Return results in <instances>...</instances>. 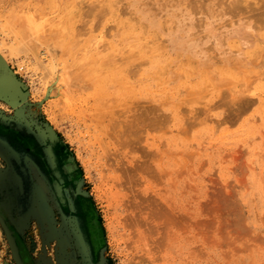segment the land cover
Wrapping results in <instances>:
<instances>
[{"label": "rangeland", "instance_id": "rangeland-1", "mask_svg": "<svg viewBox=\"0 0 264 264\" xmlns=\"http://www.w3.org/2000/svg\"><path fill=\"white\" fill-rule=\"evenodd\" d=\"M28 1H30L29 4ZM56 1L54 3L53 0H0V15L4 17L0 16V50L6 60V63H0V78L4 81L3 83L0 81V138L5 143L4 145L0 142V207L7 215L6 222L4 220L2 222L0 219V264H18L14 255L15 243L8 233L9 229L6 227V224L9 223L11 226L13 225L12 228L15 231L17 230L19 238L26 244L31 258L37 264H264V125H261L264 124V108L260 109V103H264V88H259V86L264 85V74L261 75L262 78H256V74L264 72V50L262 52L264 36H261L264 35V29L261 28L260 31L259 28L258 30V27L264 24L262 21L264 13L261 14L264 11L262 9L264 7L259 6L260 4L264 5V3L257 0L258 4L261 2L257 10L255 0H250V2L249 0L248 2L241 0L240 6L245 5L240 7V10H243L240 11L232 3H227L229 0H224L225 3H222V0H215L217 4L212 0L209 3V0H207V4L206 0H198L199 4L198 2L194 3L197 0H194V2L193 0H188L189 2L186 0V2L184 0H152L153 2L148 0V2L151 1V4L147 0H123L122 2L117 0L119 2L117 5L120 4L117 8L120 6L122 11L116 9L115 5L116 10L126 13L130 12L131 15L133 14L131 11L139 14V16H136L137 14L132 15L136 20H133L134 24L138 26H135L136 30L131 31L133 36H130L129 39L123 36L124 40L120 41L123 29L119 28L120 30L117 31L118 29L113 28L115 22L112 15H107L106 20L101 15H97V13L91 14V18L82 17L81 15L75 16L73 0ZM98 1L91 3L90 0H86L87 3L89 2L95 7L106 4V0ZM174 1H176L175 5ZM236 1L234 0L233 2L231 0L230 2L235 3ZM186 3L195 8L192 9L190 7L191 10L188 9L189 5ZM200 3L205 4L201 5ZM219 3L221 4L219 5ZM143 4H148L147 6L149 7ZM153 4L155 7H153ZM196 4L199 6L198 10H200V7L202 8L201 12H196ZM55 5H57V8ZM124 5H129V7L124 9ZM227 5H231L234 8L231 7L229 9ZM218 6L220 8H217ZM248 6H251L252 9L251 7L249 9ZM145 7L149 9L147 10ZM243 7L245 9L247 7L249 10L246 9V11ZM260 7L262 8L260 9ZM150 8L158 9L159 13L156 12L157 17H155V12L153 14L154 9L151 12ZM222 8L229 10L225 11ZM254 8L258 12L261 10L260 13L256 12L258 17L259 14L260 16L263 15L259 19L256 15H254L255 18L251 16L256 11ZM211 9L219 10V12L217 11V15H215L216 11ZM236 9L249 18L244 16V19L243 15ZM208 11H210V18L207 14ZM222 11H225L223 15H221ZM229 11L233 16L232 14L229 16ZM163 13L166 17L164 21H168L167 24H163L162 20L160 21ZM225 13H227L229 18L231 17L230 20H228L229 18L225 20L227 17ZM38 14H42L41 19H39L40 16ZM67 14L74 15V17L70 16L72 22L75 25H79L80 31L84 32H79V29H77L76 34H73L74 36L70 33L64 34L65 32L63 31L61 33L60 30L58 32L57 29L62 25L65 18H69ZM158 14L161 16H158ZM201 14L204 18L201 17ZM45 15H48V17H45ZM131 15L123 14L124 18L130 19ZM149 15H153L155 18ZM218 15L220 17H216ZM26 16V21H28L30 16L33 20L36 18L34 21L37 24H26V21H24ZM236 16L240 17L237 18ZM60 17L62 23L60 22ZM116 18L118 19L117 16ZM198 18L203 19H200L201 21L199 22L201 23L198 22ZM221 18H223V21L220 20ZM257 19V22L262 21V24L260 22L256 23ZM193 20L194 23L192 22ZM233 20L235 21L234 23H232ZM8 21L10 23L14 21L16 28L19 27L14 31L17 34L21 33L22 29L29 35L28 31L33 26L32 32L36 36L30 30L32 37L34 36V39H31L32 43L35 44V39L38 38L34 49L38 59L32 54H27L19 47H15L17 46V36L10 31L13 29ZM39 21L41 23L46 21V25L53 23L56 27H53V24H48L46 28V32L49 31L48 34L41 32V35L38 31H40L39 29L42 26L37 27V25L41 24ZM143 23L148 26V28L143 27V29L149 30L147 32L148 35L146 34V41H141L140 39L144 31L146 32V30L142 31L141 26L144 25ZM84 24H88L90 28L85 26L83 30ZM252 24L253 26L256 24L254 29L253 26H250ZM167 25L172 28L169 29ZM105 27H108V30L106 29L107 34L110 33L107 36V38L109 37L107 40L114 43L116 52L103 50V54L99 53L100 57L97 51L101 50L99 48L101 43L96 44V42L99 41L98 35ZM9 28L10 30H8ZM36 28H38V31H33ZM166 28L169 30L166 31ZM50 29H53L52 32H50ZM92 30L94 31L93 33L91 32ZM153 30L156 34H153ZM253 30L255 33H251ZM85 31L88 32L87 35ZM90 32L91 35L89 34ZM157 32L161 37L155 42L154 39L158 35ZM38 33L40 34L38 35ZM45 33L48 37L45 36ZM55 33H60L62 37L65 35L63 39L66 42L72 39L71 36L76 39L69 40L70 43L69 41L67 42L71 46L75 44L73 47L70 45L66 46L67 49L62 50V54L56 52L60 54L58 57L54 53L56 57L53 56L55 58L53 59L51 54L55 51L52 50L51 52L50 46H54L53 43L56 42L51 41L50 37ZM68 34H70V38ZM134 35L139 37V40L134 38ZM28 37L30 38L31 36L29 35ZM44 39L46 41L49 40V42ZM57 39H60L58 35ZM39 40H43L42 43ZM163 40L166 41L164 42ZM162 41L163 45H161ZM38 42H40L39 46H37ZM143 42H149L146 50L150 52L151 49L153 51L151 55L139 54L136 50H129L133 44ZM233 42L235 44L234 47L233 44L230 45ZM84 43L87 45V47L85 46L86 49H83ZM164 43H166L165 46ZM238 46H244L245 51H243L242 58L234 55ZM122 47L125 50H122ZM249 49L250 51H248ZM252 49L255 52H252ZM161 50H164L165 54ZM124 51L129 58L132 54L135 57L130 58L131 61L128 58L130 62H126V55L124 56L125 58L122 56ZM83 52H89L90 55L97 58L91 63L93 65L96 64V66L101 65V60L98 62L97 60L99 58L105 60L108 53H115V56H118V53L119 55L123 54L121 58L119 56L117 57L118 59L116 58L117 60L111 64V67H109L110 65L108 66L109 71L112 72L105 73L104 70L107 66L103 65L104 68L101 70L104 71L105 75L103 81L101 79L103 84L99 82L92 87V85L84 81V73L89 74L90 70L91 73L93 71L91 65H89L90 63H85L87 66L82 65L84 71L78 74L76 72H74L75 74L72 73L69 69L74 62L80 60ZM136 52L138 53L136 54ZM233 52L235 53L233 54ZM250 52H252V59ZM180 53L181 55H179ZM186 54L190 58L186 57ZM230 56L231 58H229ZM253 56H255V59ZM85 59L88 60L87 58ZM145 60H148V64L149 62H152V64L150 63L151 65L149 64L148 66L144 63L143 65ZM185 60L186 63L184 62ZM168 61H170V64ZM236 61H239L240 64H237ZM133 62L137 65L142 63V68L139 65V72H136L137 65H134L136 70H133L135 69L134 67L131 69V63ZM138 62L140 63L138 64ZM189 62L193 63V65L196 62V66L194 65L195 71L190 68V66L192 68L194 66L190 65ZM230 63L232 66H230ZM41 64L45 65V67L48 64L47 68L50 69L48 71H51L53 75L51 72L49 74L47 68L44 70V66ZM165 64L169 66L167 67L168 70L165 71V75L169 77L165 76L162 79L159 75H162L161 72L165 73L163 71L166 70V68H163ZM207 65L209 66L207 67ZM243 69L250 70V73L254 70L253 78L250 77L251 74L249 72ZM177 70L180 72H177ZM203 70L206 71V75L203 74ZM184 71H186V74H184ZM187 71H191L188 74L189 78L187 77ZM230 71L231 73L234 71L236 73L234 75L238 76L239 80L242 81L237 83L238 87L232 86L235 82L227 80L222 82L226 78L224 76ZM238 72L244 76L242 74L238 75ZM91 73L89 75H95V73ZM141 74L143 75L141 76ZM155 74H158L159 77ZM222 75L224 78L220 82ZM106 77H108L109 81H107ZM105 78L108 86L105 84L107 83L104 81ZM166 78H169V80ZM208 78H210V81ZM186 79L187 81H185ZM252 79L255 81L254 83H252ZM213 80L216 81H214L215 83H220V85L215 84L217 86H214V88ZM243 80L244 82L246 80L245 84H243ZM198 81L199 85L197 84ZM207 81L210 87L207 85ZM204 82L206 85H203ZM247 82H250L252 87L254 85V89L257 90V97L253 95V98H250L252 101L254 100L252 102L253 105L251 103L247 105L240 101V99L243 100L247 93H250L248 89L245 90ZM112 83L118 86H114ZM209 83L213 85L211 86ZM125 85H128L131 90L126 91L128 86ZM186 85L188 86L185 87ZM120 86H125L126 88L123 87L124 90H121V87L119 90ZM231 86L232 88L235 87L234 92L230 88ZM241 87L242 90L240 89ZM132 90L135 91L132 92ZM231 91L235 94L233 95ZM242 92L245 93L243 97H241ZM197 94L203 95L205 98L202 96L203 99H200ZM133 95L136 96V100H134L135 97ZM224 95L225 98L232 96L235 101L228 103V106L226 104L222 105L220 98H223ZM129 96H132V98L127 99ZM165 97H167V100L164 101ZM194 97L197 99H194ZM260 97H262L263 101L258 102L257 99ZM131 100L134 101L131 102ZM115 103L118 105H115ZM121 103H123V110L121 105H119ZM172 103H175L174 106ZM98 104L100 105L98 106ZM105 104L111 107L108 109ZM96 105L99 109L103 108V112L99 109L96 111ZM250 105L251 107H249ZM254 105H256V108ZM149 106L153 110H149ZM238 106L240 107L239 109H237ZM118 107L119 109L121 107L119 113L123 111L125 113L117 114L119 109L114 110L115 112L117 111L116 114L115 112L111 113L113 108ZM140 108L147 110L145 115L143 110L141 113ZM154 108L158 112H155L156 109ZM171 110H173V113ZM261 110L263 111L261 112ZM235 112H240V114H234ZM154 113L156 115L162 114L164 118L162 115H159V117ZM140 115L151 116L141 119ZM151 117L154 118L152 119ZM257 117H260V122L256 119ZM159 118L162 119L159 120ZM163 119H165V122H162ZM167 119L169 120L166 121ZM125 121H129L127 122L128 124ZM131 122L136 124L137 127L134 129L126 127ZM143 122L148 124L145 125ZM148 125H152L150 127L154 126L155 129L160 127V130L149 128ZM252 126L255 128L253 129ZM145 127H148L146 128L148 130H144ZM162 127L163 129L168 128L161 130ZM235 129H238V131L236 130L235 132ZM217 130L219 131L217 132ZM247 131L249 132L246 133ZM128 135L132 138L135 137L136 142H142L143 145L136 143L135 146H131L127 142L128 139H131V137L128 138ZM228 136L229 138H227ZM138 137H140L139 139H142V137L145 139L138 142ZM235 137L238 140H235ZM242 137L248 140L245 142ZM119 138L124 140V144ZM239 140L242 141L240 142ZM130 143L135 144L133 142ZM150 146H153V148ZM147 147H149V150ZM143 148L148 150L147 152L150 151V154L157 152L155 154L157 157L154 155V158L158 162L153 159L151 164L152 169L153 167L155 168L153 171H157L158 174H155V171L154 173L152 171V174L144 173L147 177L146 182L137 185L134 178H126L123 165L124 162L126 164L128 159L138 162V164L146 161L149 156H145L142 151ZM4 153L6 157L8 156V159L4 157ZM69 158L74 159L75 169L72 174H67L63 166L66 163L65 160ZM134 162H132V165H128L127 169H132L136 165ZM52 174H55L66 185V195L70 205L65 211L58 207L51 190ZM134 177L136 178V176ZM83 201H86L89 210L93 233H89L90 230L88 231L87 227L84 229L88 217L80 207ZM71 206L73 208H70ZM132 219L133 222L130 223ZM94 220L96 224H94ZM81 241H84L85 244L83 248ZM97 241L98 247L96 245Z\"/></svg>", "mask_w": 264, "mask_h": 264}, {"label": "bare ground", "instance_id": "bare-ground-1", "mask_svg": "<svg viewBox=\"0 0 264 264\" xmlns=\"http://www.w3.org/2000/svg\"><path fill=\"white\" fill-rule=\"evenodd\" d=\"M38 1H40V0H38ZM54 1L57 2L56 0H53V2H54ZM60 1H61V0H60ZM87 1H88V0H87ZM95 1H96V0H95ZM95 1H91V0H90L91 3H92V2H95ZM118 1H120V0H118ZM122 1H123V0H121V2H122ZM127 1H129V0H127ZM130 1H131V0H130ZM151 1H152V0H151ZM151 1L148 2V0H147L148 3H150ZM163 1H164V0H163ZM165 1H166V0H165ZM179 1H181V0H179ZM184 1H185V0H184ZM186 1H188V0H186ZM186 1H185V2H186ZM190 1H192V0H190ZM204 1H205V0H204ZM212 1H214V3L217 4V3H216L217 1H215V0H212ZM218 1H219V0H218ZM222 1H223L222 3H225L226 0H225V1L222 0ZM230 1H231V0L227 1V3H228V2H229L230 4L232 3V4L234 5V7H236V8L238 7L239 10H240V7H241V6H244V5H245V4H244V5H241V6H240V4H241L240 2H242L241 0H237V1L235 0V1H236L235 3H233L234 0H233V2H230ZM246 1L248 2V0H246ZM253 1H254V0H253ZM255 1H256V3H257V0H255ZM260 1H262V3H264L263 0H260ZM29 2H30V1H28V4H29ZM49 2H51V1H49ZM55 2H54V3H55ZM67 2H68V1H67ZM73 2H74L73 5H74L75 13L77 12V14H75V13L73 12L75 16H76V15H81L82 17H86V18H87V17H90L91 14H95V13H97V15H98V14L101 15L102 18H104V19L106 20V16H107V15H112V16L114 17V20H113V21L115 22L114 27H113V25H112V27H113L114 29H116V30L118 29L117 31H119L120 29H121V30L123 29V30H122V33H123V34L120 35L121 38H122L123 36H125L126 39H129L130 36H133L132 33H131V31H132V30H133V31L136 30L135 28L138 27L136 24H134V21H133V20H135V19H134L135 17L132 16L133 14L136 15L137 13H134L133 11H131V12L133 13V14L131 15V13L129 12L130 9L128 10L129 13H126V12H120V11H122V8L120 9V6H119V8H117V6L120 5V4L117 5V3H119V2H117V0H106V4H104L103 6H97V7L91 5V3H89V2L87 3L86 0H79L78 2H77V0H73ZM98 2H100V0H99ZM98 2H96V3H98ZM144 2H145V1H144ZM144 2H143V3H144ZM147 2H146V3H147ZM152 2H153V1H152ZM155 2H156V1H155ZM168 2H170V1H168ZM175 2H176V1H174V5H175ZM185 2H184V3H185ZM188 2H189V1H188ZM193 2H194V0H193ZM196 2H198V0L195 1L194 3H196ZM200 2H202V1H200ZM209 2H210V0L208 1V3H209ZM244 2H245V1H244ZM247 2H245L246 5H248ZM249 2H250V0H249ZM139 3H140V2H139ZM139 3H138V4H139ZM178 3L180 4V2H178ZM182 3H183V1H182ZM182 3H181V4H182ZM227 3H226V4H227ZM251 3H252V2H251ZM251 3H250V4H251ZM260 3H261V2H260ZM260 3H259V4H260ZM69 4H70V3H69ZM69 4H68V6H69ZM93 4H95V3H93ZM98 4H99V3H98ZM122 4H123V3H122ZM140 4H142V3H140ZM150 4H151V3H150ZM150 4H149V5H150ZM170 4H171V2H170ZM186 4H187V3H186ZM191 4H192V5H195V4H193V3H191ZM198 4H199V2H198ZM200 4H201V3H200ZM204 4H205V3H204ZM204 4L202 3L201 5H204ZM206 4H207V0H206ZM220 4H221V3H219V5H220ZM250 4H249V5H250ZM259 4H258V3L255 4V5H256V8H257V7L259 8V6L264 7L263 4H260V5H259ZM17 5H18V4H17ZM115 5H116V9H120V11H118V10L115 9ZM126 5H127V4H126ZM143 5H144V4H143ZM147 5H148V4H146V5H144V6H147ZM187 5H189V8H188V9H190V7H191L190 4H187ZM196 5H197V4H196ZM208 5H209V4H208ZM255 5H254V6H255ZM258 5H259V6H258ZM55 6H56V8H57V5H55ZM68 6H67V7H68ZM124 6H125V5H124ZM124 6H123V7H124ZM135 6H136V5H135ZM161 6L163 7V5H161ZM172 6H173V5H172ZM172 6H170V7H172ZM185 6H186V5H185ZM205 6H206V5H205ZM210 6H211V5H210ZM223 6H224V4H223ZM251 6H252V5H251ZM251 6H250V7H251ZM31 7H32V6H31ZM67 7H66V8H67ZM126 7H129V5H128V6H125L124 9H127ZM147 7H149V6H147ZM147 7H145V8H147ZM150 7H151V5H150ZM153 7H155L154 4H153ZM186 7H188V6H186ZM196 7H197L196 12H197V11H200V12L202 11V8H201V7H200V10H198V9H199V8H198V7H199L198 5H197ZM215 7H216V6H215ZM227 7L230 9V8L233 7V6H231V5H227ZM227 7H226V8H227ZM234 7H233V8H234ZM250 7L248 6L249 9H250ZM252 7H253V6H252ZM252 7H251V9H252ZM262 7H260V9H261ZM191 8L193 9V8H195V7L193 6V7H191ZM211 8H212V7H211ZM217 8H220V7L218 6ZM217 8H216V9H217ZM233 8H232V9H233ZM248 8L246 7L247 10H249ZM256 8H254V10H256ZM258 8H257V10H258ZM54 9H55V8H54ZM79 9H80V10H79ZM148 9H149V8H147V10H148ZM153 9H154V8H150V11L152 12ZM208 9H209V7H208ZM229 9H227V10H229ZM232 9H231V10H232ZM243 9L246 10L245 7H243ZM262 9H264V8H262ZM47 10H48V9H47ZM147 10H146V11H147ZM155 10H156V11H155ZM157 10H158V9H154V10H153V14H154V12H155V17H157V15H156V14H157L156 12H158ZM162 10H164V9H162ZM190 10H191V9H190ZM205 10H206V9H205ZM205 10H203V11H205ZM209 10H210V9H209ZM211 10H212V11H213V10L216 11L215 9H211ZM222 10H225V8H224V9L222 8ZM227 10H225V11H227ZM231 10H230V11H231ZM233 10H234V9H233ZM233 10H232V11H233ZM247 10H246V11H247ZM254 10H253V11H254ZM257 10L254 12L253 15L251 14L252 18H255L254 15L257 16V13H256V12H258ZM50 11H51V10H50ZM50 11H49V12H50ZM61 11H62V10H61ZM72 11H74V10H72ZM82 11H83V12H82ZM124 11H125V10H124ZM193 11L195 12V10H193ZM217 11L219 12V10H217ZM217 11H216V14H215V15H217ZM220 11H221V10H220ZM225 11H222L223 13H222V14L220 13V14L223 15ZM230 11H229V12H230ZM232 11H231V12H232ZM236 11H238V9H236ZM240 11H243V10L241 9ZM240 11H238V12H240ZM250 11H251V10H250ZM250 11H249V13H250ZM260 11H261V10H259L258 13H260ZM34 12H36V11H34ZM34 12H33V13H34ZM51 12H52V11H51ZM51 12H50V13H51ZM209 12H210V11H208L207 14L209 15V18H210V14H209ZM231 12L229 13V16H231L230 14L235 13V12H232V13H231ZM45 13H46V12H45ZM61 13H62V12H61ZM158 13H159V12H158ZM202 13H203V12H202ZM205 13H206V12H205ZM263 13H264V11H263L261 14H263ZM13 14H14V13H13ZM55 14H56V13H55ZM58 14H59V13H58ZM123 14H130L132 17L130 16L131 19H130V18H124ZM150 14H151V13H150ZM160 14H161V13H160ZM195 14H197V13H195ZM198 14H199V13H198ZM218 14H219V13H218ZM238 14H239V13H238ZM240 14H241V12H240ZM29 15H30V14H29ZM36 15H37V13H36ZM36 15H34V16H36ZM38 15L40 16L39 19H41V15H42V14H41V15L38 14ZM67 15H68V14H67ZM74 15H71V14L68 15L69 18H68V19L65 18V20H64L63 23H62V21H61V17L59 18V19H60V22L62 23V25L59 26V28L57 29L58 32L61 31V33H62V31H63V32H65L64 34L70 33V34H72V35H73V34H76L77 29H79V30H78L79 32H84V31H80V27H79V25H75V24L72 22V19L70 18V16H71V17H74ZM165 15H167V14H165ZM212 15H213V14H212ZM225 15H227V13H225ZM236 15H237V12H236ZM241 15H243L242 17L244 18L245 15H244V14H241ZM241 15H240V16H241ZM0 16H1V15H0ZM31 16H32V15H31ZM31 16L28 17V21H26V20H27V16H26V19H25L24 21H26V24H30V25H34V24H35V25H36L37 23H35V21H34L36 18L33 20V19L31 18ZM51 16H53V15L51 14ZM51 16H50V17H51ZM116 16L118 17V19L116 18ZM127 16H129V15H127ZM136 16H139V14H137ZM149 16H151V15H149ZM152 16H153V15H152ZM152 16H151V17H152ZM158 16H161V15L158 14ZM162 16H164V13L162 14ZM162 16L160 17V21L162 20V21H163V24H167L168 21H167V22L164 21V20H165L164 18H166V17H165V16L162 17ZM194 16H195V15H194ZM203 16H204V15H203ZM232 16H233V14H232ZM240 16H236V17L239 18ZM262 16H263V15H262ZM262 16H260V14H259V17H262ZM1 17H3V16H1ZM23 17H24V16H23ZM45 17H48V15H47V16L45 15ZM55 17H56V16H55ZM55 17H54V18H55ZM57 17H59V16H57ZM63 17H64V16H63ZM63 17H62V18H63ZM95 17H96V16H95ZM155 17L153 16V18H155ZM201 17H202V14H201ZM216 17H220V16L218 15V16H216ZM222 17H223V16H222ZM234 17H235V15H234ZM245 17L247 18L248 16H245ZM257 17H258V16H257ZM259 17H258V19H259ZM3 18H4V17H3ZM12 18H13V17H12ZM18 18H19V17H18ZM90 18H91V17H90ZM92 18H93V17H92ZM107 18H108V17H107ZM110 18H111V17H110ZM137 18H138V17H137ZM161 18H163V19H161ZM181 18H182V17H181ZM202 18H204V17H202ZM202 18H200V19L203 20ZM227 18H229L228 15H227V17L225 18V20H226ZM230 18H231V17H230ZM230 18H229L228 20H230ZM232 18H233V17H232ZM243 18H242V19H243ZM248 18H249V17H248ZM20 19L22 20V18H20ZM77 19H81V18H77ZM95 19H96V18H95ZM187 19H188V18H187ZM192 19H193V18H192ZM200 19L198 18V22L201 21ZM244 19H245V18H244ZM258 19L256 20V23H259V22L261 23L262 21L264 22V19H262V21L257 22ZM14 20L16 21L15 18H14ZM18 20H19V19H18ZM73 20H76V19H73ZM81 20H82V19H81ZM85 20H86V19H85ZM96 20H97V19H96ZM98 20H99V19H98ZM101 20H102V19H101ZM171 20H172V19H171ZM180 20H181V19H180ZM220 20L223 21V18H221ZM240 20H241V19H240ZM250 20H251V19H250ZM10 21H11V19H10ZM19 21H20V20H19ZM46 21H47V20H46ZM46 21H44L43 23H41V22L39 21L41 24L37 25V27L39 28V27L42 26V28L39 29L40 31L37 30L38 28H36V30L33 29V31H36V32L38 31V32H40V33H41V32H42V33H43V32H46V31H47L46 28L48 27L47 25L49 24V23H48V24L46 25V24H45ZM58 21H59V20H58ZM76 21H77V20H76ZM76 21H75V22H76ZM78 21H79V20H78ZM83 21H84V20H83ZM83 21H80V22H83ZM87 21H89V19H87ZM110 21H111V20H110ZM135 21H136V20H135ZM173 21H174V20H173ZM173 21H172V22H173ZM195 21H196V20H195ZM236 21H237V20H236ZM241 21H243V20H241ZM254 21H255V20H254ZM254 21H253V22H254ZM20 22H21V21H20ZM90 22H91V21H90ZM101 22H102V21H101ZM137 22H138V21H137ZM164 22H165V23H164ZM169 22H171V21L169 20ZM174 22H175V21H174ZM180 22H181V21H180ZM192 22L194 23V20H193ZM234 22H235V21L233 20L232 23H234ZM245 22H246V20H245ZM4 23H5V21H4ZM8 23H10V22L8 21ZM8 23H6V24H8ZM12 23H13V24H12ZM12 23H10V26H11V28H12L13 30H10V28H9L8 30L14 32V31H16V29L19 28V27L16 28V26L14 25V21H12ZM56 23H59V22H56ZM76 23H78V22H76ZM94 23H95V22H94ZM98 23H99V22H98ZM135 23H136V22H135ZM176 23H177V22H176ZM186 23H187V22H186ZM199 23H201V22H199ZM237 23H238V22H237ZM15 24H16V23H15ZM52 24H53V23H51V24H49V25H52ZM79 24H80V23H79ZM88 24H90V23H88ZM88 24H84V26H83V30L85 29V26H88ZM96 24H97V21H96ZM96 24H94V25H96ZM141 24H142V23H141ZM143 24H144V23H143ZM168 24H169V23H168ZM171 24H172V23H171ZM187 24H188V23H187ZM196 24H197V23H196ZM196 24H195V25H196ZM246 24H247V23H246ZM261 24H262V23H261ZM17 25H18V21H17ZM82 25H83V24H82ZM100 25H101V24H100ZM144 25H146V24H144ZM144 25L141 26L142 29H143V27L148 28L147 25H146L147 27L144 26ZM172 25H173V24H172ZM172 25H171V26H172ZM175 25H176V24H175ZM175 25H174V26H175ZM195 25H194V26H195ZM197 25H198V24H197ZM197 25H196V26H197ZM199 25H200V24H199ZM255 25H256V24H254V26H255ZM263 25H264V24L261 25L262 27L259 25L260 27H258V30H259V28H260V31H261V28L264 29V28H263ZM5 26H6V25H5ZM8 26H9V25H8ZM89 26H91V24H90ZM89 26H88V27H89ZM96 26H97V25H96ZM135 26H136V27H135ZM139 26H140V25H139ZM167 26H168V25H167ZM167 26H166V27H167ZM229 26H231V25H229ZM246 26L249 27L248 25H246ZM250 26H253V24L250 25ZM254 26H253V29H254ZM34 27H35V26H34ZM50 27H52V26H50ZM50 27H49V28H50ZM53 27H56V26H54V24H53ZM88 27H87V28H88ZM168 27H169V26H168ZM227 27H228V26H227ZM23 28H24V27H23ZM28 28H29V26H28ZM32 28H33V26H32ZM32 28L29 29V31H28V33H30L29 35L31 36L30 38L28 37L29 35H27V34L25 33V32H26L25 30H22V29H21V33H19L20 31L18 32L19 34H17V33L14 32V33L16 34V36H17V40H16V41H17V46H15V47H19L21 50L25 51L27 54H30V55L32 54L34 57L36 56V58H37V54H35L36 51H34V49H35L36 42H37L36 40H37L38 38L35 39V44L32 43L33 41H32L31 38L34 39V36H36V35H34L33 32H32ZM49 28H48V29H49ZM89 28H90V27H89ZM96 28H97V27H96ZM110 28H111V26H110ZM110 28H109V29H110ZM119 28H120V29H119ZM145 28H144L142 31L146 30ZM171 28H172V27H171ZM171 28L169 27V29H171ZM224 28H226V27H224ZM92 29H93V28H92ZM106 29L108 30V27H107V28L105 27L104 30H102V31L100 32V34L98 35V37H99V41H97L96 44L101 43V45L99 46V48L101 49V50H100L101 52L98 50V51H97L98 54H99V53H100V54H103L102 52H104V51H107V52H109L110 50L115 51L114 43L111 42V41H109V40H107V39L109 38V37L107 38V36H109L110 33L107 34ZM169 29L166 28L165 30L167 31V30H169ZM229 29H230V28H229ZM251 29H252V28H251ZM30 30H31L32 34L34 35L33 37H32V34H31ZM52 30H53V29H50V32H52ZM59 30H60V31H59ZM95 30H96V29H95ZM110 30H112V29H110ZM110 30H109V31H110ZM154 30H155V29H154ZM154 30H153V34H154V33L156 34V32H154ZM247 30L249 31V29H247ZM256 30H257V29H256ZM258 30H257V31H258ZM24 31H25V32H24ZM109 31H108V32H109ZM112 31H113V30H112ZM112 31H111V33H112ZM148 31H149V30H148ZM148 31H147V30H146V32L144 31V33L141 35V37H140L141 41H146V34L148 35V33H147ZM226 31H228V30H226ZM226 31H225V32H226ZM48 32H49V31H48ZM48 32H46V33L48 34ZM53 32H54V31H53ZM85 32H86V31H85ZM91 32L93 33L94 31L92 30ZM91 32L89 33L90 35H91ZM97 32H98V30H97ZM14 33H13V34H14ZM40 33H38V35H39ZM42 33H41V35H42ZM46 33H45V36L48 37V35H46ZM87 33H88V32H86V35H87ZM98 33H99V32H98ZM136 33H137V32H136ZM190 33H191V32H190ZM251 33H255L254 30H253V32H251ZM256 33H257V32H256ZM35 34H37V33H35ZM70 34H68V35H69V36H68L69 38H70ZM77 34H78V33H77ZM82 34H83V33H82ZM82 34H79V35H82ZM153 34H152V35H153ZM157 34H158V32H157ZM57 35H58V37H60V39H57ZM136 35H138V34H136ZM158 35H160V34H158ZM158 35H156L158 38L156 37L157 39H156V38L154 39L155 42L158 41L159 37H161V35H160V36H158ZM16 36H14V37H16ZM43 36H44V35H43ZM73 36H74V35H73ZM73 36H71L72 39H76V38H73ZM76 36H77V35H76ZM110 36H111V35H110ZM261 36H264V35H261ZM40 37H41V36H40ZM63 37L65 38V35H64ZM63 37H62V35H61L60 33H59V34L55 33V34H53V36L50 37V38H51V41L56 42V43H53L54 46H52V47L49 45L50 48H51V52H52V50L55 51V52H53V54H51V56H52V57L50 56L51 58L55 59V58L53 57V56H55V55L58 57V55H60V54H58V53H59V52L61 53L62 50L67 49L66 46L70 45V44L67 43L70 39L68 38L69 40L66 42V41L63 39ZM98 37H97V39H98ZM208 37H209V36H208ZM50 38H49V39H50ZM53 38H54V39H53ZM88 38H89V37H88ZM90 38H91V37H90ZM134 38H137V39L139 40V37H135V35H134ZM134 38H133V39H134ZM152 38H153V36H152ZM30 39H31V40H30ZM41 39H42V38H41ZM47 39H48V38H47ZM72 39H71V40H72ZM84 39H87V38H84ZM126 39H125V40H126ZM162 39H163V38H162ZM195 39H197V38H195ZM44 40L46 41V39H44ZM71 40H70V41H71ZM122 40H124V38L120 39V41H122ZM39 41L42 43L43 40H39ZM45 41H44V42H45ZM47 41L49 42V40H47ZM47 41H46V42H47ZM51 41H50V42H51ZM70 41H69V43H70ZM74 41H78V40H74ZM74 41H73V42H74ZM82 41H84V40L82 39ZM120 41H119V42H120ZM163 41H164V40H163ZM163 41L161 42V43H162L161 45H163ZM165 41H166V40H165ZM165 41H164V42H165ZM234 41H235V40H234ZM236 41H237V40H236ZM40 42H38V45H37V46H39V43H40ZM79 42H81V41H79ZM150 42H152V41H150ZM74 43H75V42H74ZM76 43H77V42H76ZM88 43H89V42H88ZM144 43H145V42H143V43H138V44H133V45L129 48V50H136V51L139 52V54H140V53H143V54L149 56V55L152 54L153 51H151V49H150V52H148L146 49H147V45H149V44H147V43H149V42H146L145 44H144ZM159 43H160V42H159ZM235 43H236V42H235ZM44 44H45V43H44ZM44 44H43V45H44ZM53 44H52V45H53ZM55 44H56V45H55ZM85 44H86V43H84V45H83V49L85 48V46L87 47V45H85ZM118 44H119V43H118ZM118 44H116V45H118ZM120 44H121V43H120ZM152 44L154 45V43H152ZM165 44H166V43H164V46H165ZM232 44H233V47H234V46H235L234 42L231 43L230 45H232ZM238 44H239V41H238ZM255 44H256V42H255ZM257 44H258V43H257ZM73 45H75V44H73ZM73 45H72V46L70 45V46L73 47ZM159 45H160V44H159ZM46 46L48 47V45H46ZM55 46H56V47H55ZM88 46H89V45H88ZM118 46H119V45H118ZM120 46H121V45H120ZM157 46H158V45H157ZM94 47H95V45H94ZM158 47H159V46H158ZM160 47H161V46H160ZM231 47H232V46H231ZM257 47H259V46L257 45ZM48 48H49V47H48ZM58 48H60V49H58ZM149 48H151V47H149ZM163 48H165V47H163ZM45 49H46V48H45ZM70 49H71V48H70ZM72 49H73V48H72ZM74 49H75V48H74ZM79 49H81V48H79ZM85 49H86V48H85ZM123 49L125 50V48L122 47V50H123ZM157 49H158V48H157ZM159 49H160V48H159ZM227 49H228V48H227ZM235 49H236V48H235ZM254 49H255V45H254ZM254 49H252V52H255ZM103 50H104V51H103ZM118 50H119V49H118ZM120 50H121V49H120ZM230 50H231V49H230ZM253 50H254V51H253ZM260 50H261V49H260ZM263 50H264V48L262 49V52H263ZM85 51H86V50H85ZM163 51H164V50H163ZM163 51L161 50L162 53H164ZM226 51H227V50H226ZM243 51H245V50H244V46H243V47H242V46H241V47L238 46V49L236 50V53L233 52V54L235 53L234 55L241 56V58H242ZM248 51H250V49H249ZM248 51H247V54H248ZM256 51H257V49H256ZM49 52H50V51H49ZM56 52H58V53H56ZM67 52H69V51H67ZM75 52H76V51H75ZM75 52H74V53H75ZM115 52H116V51H115ZM118 52H120V51H118ZM132 52H133V51H132ZM138 52H136V54H137ZM166 52H167V51H166ZM227 52H229V51H227ZM227 52H226V53H227ZM252 52H250V53H251V54H250L251 59H252V56H251V55H252ZM54 53H55V55H54ZM71 53H73V52H71ZM79 53H80V52H79ZM81 53H82V52H81ZM97 53H93V54H97ZM123 53H124V54H123ZM123 53H122L123 55H122V54H121V55L124 57V56L126 55V54H125V51H124ZM127 53H128V51H127ZM129 53H130V52H129ZM129 53H128V54H129ZM244 53H245V52H244ZM38 54H39V52H38ZM61 54H62V53H61ZM98 54H97V55H98ZM100 54H99V56L101 57ZM134 54H135V53H134ZM139 54H138V55H139ZM164 54H165V53H164ZM187 54H188V53H187ZM187 54H186V57L188 56ZM247 54H246V55H247ZM253 54H254V53H253ZM257 54H258V53H257ZM259 54H260V51H259ZM73 55H74V54H73ZM121 55H119V53H118V56H119L120 58L122 57ZM130 55H131V53H130ZM179 55H181V53H180ZM179 55H178V56H179ZM234 55H233V56H234ZM248 55H249V54H248ZM261 55H262V54H261ZM56 56H55V57H56ZM118 56H115V53H108L107 56L105 57V60L102 58L104 61H103L101 58H99V59L97 60V62H98L99 60H101V65H99V63L96 62L97 65H99V66H96V64H95V65L91 64L93 61H95V58H96V57H94L93 55H90L89 52H86V53L83 52V54H82L80 60H79V61L77 60L78 62H74V64H73L69 69L71 70L72 73L76 72V73L78 74V73H81V72L84 71L82 65H86V64H89V63H90L89 65H91L92 70H93V71L96 70L95 72L92 71V73H95V75H92V76L89 75V74L91 73V70L88 69V70H90V73H89V74L84 73L85 76H84V75H83V76L85 77V78H84V81H86L89 85H92V87H93V85H95V84H97V83H99V82L102 83V82H101V79H102V81H103V78L105 77V75H104V71H105V73H106V72H112V71H109V67H111V64H113V63L115 62V60L118 59V58H117ZM133 56H134V55L132 54L130 58L132 59ZM136 56H137V55H136ZM141 56H143V55H141ZM176 56H177V55H176ZM231 56H232V55H231ZM231 56H230L229 58H231ZM134 57H135V56H134ZM179 57H180V56H179ZM179 57H178V58H179ZM188 57H189V56H188ZM208 57H209V56H208ZM225 57H227V56H225ZM234 57H235V56H234ZM253 57H254V59H255V56H253ZM72 58H73V57H72ZM85 58H87L88 60H86ZM116 58H117V59H116ZM124 58H125V57H124ZM124 58H122V59L124 60ZM128 58H129V57L126 55V59H125L126 62L130 60V58H129V60H128ZM176 58H177V57H176ZM189 58H190V57H189ZM189 58H187V59L189 60ZM229 58H228V59H229ZM239 58H240V57H239ZM260 58H262V57H260ZM37 59H38V58H37ZM53 59H52V60H53ZM96 59H97V58H96ZM146 59H147V58H146ZM221 59H222V58H221ZM233 59H234V58H233ZM247 59H249V58H247ZM35 60H36V59H35ZM42 60H43V59H42ZM125 60H124V61H125ZM196 60H198V59H196ZM208 60H210V59H208ZM241 60H243V59H241ZM241 60H239V61H241ZM256 60H259V59H256ZM36 61H37V60H36ZM38 61H39V60H38ZM47 61H48V59H47ZM50 61H51V59H50ZM50 61H49V62H50ZM54 61H56V60H54ZM102 61H103V62H102ZM130 61H131V60H130ZM130 61H129V62H130ZM137 61H138V60H137ZM137 61H136V63H137ZM145 61H146V62H145ZM145 61H143V65H144V63H145V65H148V66H149L150 63L152 64V62H149V64H148V63H147L148 60H145ZM150 61H151V59H150ZM230 61H231V59H230ZM239 61H238V62L236 61L237 64L239 63ZM254 61H255V60H254ZM39 62H40V61H39ZM134 62H135V61H134ZM134 62H133V63H134ZM168 62H169V64H170V61H168ZM184 62L186 63V60H185ZM0 63H6L5 56L3 55V53H1V50H0ZM35 63H36V62H35ZM40 63H41V62H40ZM51 63H53V62H51ZM67 63H68V62H67ZM85 63H86V64H85ZM105 63H106V64H105ZM133 63H131V64H132V68H131V69H133V67L135 68V66L137 65L136 63H134V64H133ZM139 63H140V62H138V64H139ZM160 63H161V62H160ZM189 63H190V62H189ZM194 63H195L194 65L196 66V62H194ZM224 63H225V62H224ZM231 63H232V62H231ZM231 63H230V64H231ZM234 63H235V60H234ZM241 63H242V61H241ZM33 64H34V63H33ZM141 64H142V63H140L139 65H141ZM151 64H150V65H151ZM180 64H181V63H180ZM232 64H233V63H232ZM232 64H231L230 66H232ZM239 64H240V63H239ZM243 64H244V63H243ZM35 65H36V64H35ZM39 65H40V64H39ZM41 65L44 66V67H43L44 70L47 68V66H49L48 64H47L46 67H45V65H43V64H41ZM54 65H55V64H54ZM103 65H106L107 67H108L109 65H110V66H109L108 68L105 67V70H104V71H101L102 68H104ZM134 65H135V66H134ZM139 65H137V66L139 67V69H138V67H137V71H136V72H139V71H140V66H139ZM143 65H141V68H142ZM185 65H186V64H185ZM190 65L194 66L193 63H190ZM190 65L188 64V66H190ZM209 65H210V63H209ZM209 65H207V67H208ZM42 66H40V67H42ZM86 66H87V65H86ZM195 66H194L193 68L190 66V68H191L192 70L195 71V69H196ZM210 66H211V65H210ZM220 66H221V65H220ZM34 67H35V66H34ZM40 67H39V68H40ZM158 67H159V68H162V67H160V66H158ZM167 67H169L168 64H165V67H163V68H166V70H163L164 72L168 70ZM171 67H172V66H171ZM182 67H184V66H182ZM49 68H50V67H49ZM54 68H55V67H54ZM65 68H66V67H65ZM67 68H68V66H67ZM85 68H86V67H85ZM221 68H222V67H221ZM223 68H224V67H223ZM229 68H231V67H229ZM51 69H52V66H51ZM86 69H87V68H86ZM98 69H99V70H98ZM199 69H200V68H199ZM232 69H233V68H232ZM232 69H231V70H232ZM42 70H43V69H42ZM48 70H50V69L47 68V71H48ZM88 70H87V72H88ZM110 70H112V69L110 68ZM133 70H136V68L133 69ZM133 70H132V71H133ZM138 70H139V71H138ZM197 70H198V69H197ZM221 70H222V69H221ZM229 70H230V69H229ZM237 70L240 72L239 69H237ZM237 70H235V72H237ZM243 70L246 71V72H249V71H250V70L247 71V69H246V70L243 69ZM67 71H69V70H67ZM154 71H155V70H154ZM203 71H204L203 74L206 75V74H205L206 71H205V70H203ZM244 71H242V72H244ZM252 71L254 72V70H252ZM256 71H257V70H256ZM261 71H262V70H261ZM48 72H49V74H50L51 71H48ZM177 72H180V71L177 70ZM184 72H185L184 74H186V71H184ZM187 72H188V71H187ZM190 72H191V71H190ZM190 72H188L187 75L190 74ZM192 72H193V71H192ZM221 72H222V71H221ZM239 72H238V75L240 74ZM253 72H252V73L249 72V74H251L250 77H252V78H253V76H254L253 74H255V73H253ZM51 73H52V72H51ZM92 73H91V74H92ZM141 73H143V72H141ZM145 73H146V72H145ZM150 73H152V72H150ZM155 73H157V72L155 71ZM158 73H160V72H158ZM161 73H162V75L160 74L159 76H160L162 79H163L165 76H166V77H169V76L165 75L166 72H165L164 74H163V72H161ZM173 73H174V72H173ZM193 73H194V72H193ZM195 73H197V72H195ZM222 73H223V72H222ZM230 73H231V71L228 72L227 75L230 74ZM256 73H257V72H256ZM259 73H260V74H256V75H257L256 78H259V77H261L262 74H264V72H263V73H262V72H259ZM49 74H47V75H49ZM57 74H58V73H57ZM66 74H67V72H66ZM74 74H75V73H74ZM234 74H236V73H234V71H232V73H231L229 76H227V75L224 74V75H225L224 77H226V78H224L223 75H222V78H220V82H221V80L224 78L222 82H224V80H225V81L227 80V81L235 82L234 84L232 83V84H233L232 86H237V83H238L239 81H241V80H239L238 76H235ZM241 74H242V73H241ZM241 74H240V75H241ZM52 75H53V73H52ZM68 75H69V74H68ZM142 75H143V74H141V76H142ZM155 75L158 76V74H155ZM163 75H164V76H163ZM191 75H192V74H191ZM204 75H203V76H204ZM242 75H243V74H242ZM252 75H253V76H252ZM50 76H51V75H50ZM60 76H61V75H60ZM73 76H74V75H73ZM90 76H91V77H90ZM120 76H121V75H120ZM144 76H145V75H144ZM159 76H158V77H159ZM162 76H163V77H162ZM175 76H176V74H175ZM175 76H174V77H175ZM207 76L210 77L209 75H207ZM207 76H206V77H207ZM243 76H244V75H243ZM54 77H55V76H54ZM54 77H52V78H54ZM61 77H62V76H61ZM89 77H90V78H89ZM101 77H102V78H101ZM146 77H147V76H146ZM155 77H156V76H155ZM187 77L189 78V75H188ZM193 77H194V76H193ZM250 77H249V79H251ZM82 78H83V77H82ZM106 78L108 79V77H106ZM106 78L104 79V81H106ZM121 78L123 79L122 76H121ZM124 78H125V77H124ZM246 78H247V77H246ZM246 78H245V79H246ZM261 78H262V77H261ZM263 78H264V77H263ZM86 79H87V80H86ZM110 79H111V78H110ZM166 79H167V78H166ZM166 79H165V80H166ZM259 79H260V78H259ZM65 80H66V79H65ZM119 80H121V79L119 78ZM124 80H125V79H124ZM165 80H164V81H165ZM167 80H169V78H168ZM203 80H205V79H203ZM208 80L210 81V78H208ZM246 80H248V79H246ZM246 80H245V82H246ZM0 81H1V78H0ZM107 81H109V79H108ZM107 81H106V82H107ZM158 81H159V79H158ZM158 81H157V82H158ZM162 81H163V80H162ZM162 81H161V82H162ZM164 81H163V82H164ZM185 81H187V79H186ZM200 81H201V80H200ZM214 81H215V80H213V82H212V83H214V85H213L212 83H211V84L209 83V84H210L211 86L213 85V87L215 86V84H217V85L219 84V85H220V83H215L216 81H215V82H214ZM249 81H250V80H249ZM252 81H253V79H252ZM258 81H259V80H258ZM120 82H121V81H120ZM163 82H162V83H163ZM165 82H166V81H165ZM205 82H206V81H205ZM205 82H204L203 85H206ZM241 82H242V81H241ZM245 82H244V80H243V84H245ZM254 82H255V81H253L252 83H254ZM260 82H261V81H260ZM68 83H69V82H68ZM81 83H83V82H81ZM81 83H80V84H81ZM104 83H105V82H104ZM110 83H111V82H110ZM125 83H126V82H125ZM166 83H167V82H166ZM74 84H75V83H74ZM76 84H77V83H76ZM102 84H103V83H102ZM102 84H100V85H102ZM105 84H107V86H108V82L105 83ZM112 84H113L114 86H118V85L115 84V83H112ZM122 84H124V83H122ZM158 84H159V83H158ZM158 84H157V85H158ZM197 84L199 85V81H198ZM201 84H202V83H201ZM228 84H229V82H228ZM258 84H259V83H258ZM260 84H261V83H260ZM119 85H120V84H119ZM207 85H208V81H207ZM217 85H216V86H217ZM239 85H240V84H239ZM241 85H242V84H241ZM114 86H113V87H114ZM125 86H128V85H125ZM125 86H123V87L126 88ZM145 86H146V84H145ZM187 86H188V85H186L185 87H187ZM208 86H209V85H208ZM216 86H215V87H216ZM232 86H231L230 88H232ZM255 86H257V85H255ZM80 87H81V85H80ZM88 87H89V86H88ZM104 87H106V86H104ZM121 87H122V86L119 87V90H120ZM123 87H122L121 90H124ZM135 87H136V86H135ZM156 87H157V86H156ZM209 87H210V86H209ZM213 87H212V88H213ZM215 87H214V88H215ZM237 87H238V86H237ZM239 87H240V86H239ZM246 87H247V88H245V90L248 89L250 93H247V94L245 95V93H244L245 91L242 92V93H241V97H243L244 95H245V97L243 98V100L240 99V101H242V103L247 104V105L250 104V103H251V105H253L252 102H253L254 100L252 101V99H250V98H253V95H256L257 90L254 89V88H255L254 85H253V87L251 86L250 82H247V83H246ZM99 88H100V87H99ZM114 88H115V87H114ZM259 88H260V89L264 88V85L259 86ZM74 89H75V88H74ZM82 89H83V88H82ZM101 89H102V88H101ZM184 89H186V88H184ZM188 89H189V88H188ZM234 89H235V87L232 88V91H233ZM240 89L242 90V87H241ZM72 90H73V88H72ZM76 90H78V89H76ZM83 90H84V89H83ZM83 90H82V92H83ZM127 90H131V89H129V86H128V89L126 88V91H127ZM94 91H95V90H94ZM133 91H135V90H132V92H133ZM187 91H188V90H187ZM224 91H225V90H224ZM229 91H230V90H229ZM232 91H231V92H232ZM236 91H237V90H236ZM238 91H239V90H238ZM259 91H260V90H259ZM261 91H262V90H261ZM68 92H69V91H68ZM70 92H71V91H70ZM74 92H75V91H74ZM139 92H140V91H139ZM208 92H210V91H208ZM221 92H222V94H223V90H222ZM233 92H234V91H233ZM233 92H232V93H233ZM63 93H64V92H63ZM76 93H78V92L76 91ZM91 93H92V92H91ZM134 93L136 94V92H134ZM134 93H133V94H134ZM161 93H162V92H161ZM206 93H207V92H206ZM226 93H227V92H226ZM236 93H237V92H236ZM259 93H261V92H259ZM263 93H264V92H263ZM263 93H262V95H263ZM57 94H58V93H57ZM69 94H70V93H69ZM135 94H134V95H135ZM166 94H167V92H166ZM210 94H211V93H210ZM222 94H221V95H222ZM224 94H225V93H224ZM228 94H229V93H228ZM228 94H227V95H228ZM234 94H235V93H233V95H234ZM64 95H65V94H64ZM134 95H133V96H134ZM197 95H198V94H197ZM197 95H196V97H197ZM205 95H206V94H205ZM230 95H231V93H230ZM237 95H238V94H237ZM68 96H69V95H68ZM165 96H166V95H165ZM175 96H176V95H175ZM191 96H192V95H191ZM191 96H190V97H191ZM198 96H199L198 98H200V99H203V97H204L203 95H198ZM202 96H203V97H202ZM207 96H208V95H207ZM130 97L132 98V96H129V98H127V99H130ZM134 97H135V98H134ZM134 97H133L134 100H136V96H134ZM176 97H178V96H176ZM192 97H193V96H192ZM196 97H194V99H195ZM221 97H223V96H221ZM256 97H257V95H256ZM65 98H67V97H65ZM162 98H164V97H162ZM166 98H167V97H165L164 101L167 100ZM204 98H205V97H204ZM206 98H207V97H206ZM223 98H224V99H223ZM223 98H220V99H221V102H220V103H222V105H223V104H226V106H228V103L230 104V102L232 103L233 101H235V100H233V97H232V96H230L229 98H225V95H224ZM127 99H126V100H127ZM196 99H197V98H196ZM208 99H209V98H208ZM210 99H211V98H210ZM222 99H223V100H222ZM248 99L250 100V102H249ZM254 99H255V98H254ZM89 100H90V99H89ZM134 100H133V101H134ZM180 100H181V99H180ZM190 100H191V99H190ZM192 100H193V99H192ZM263 100H264V98H263ZM263 100H262V97H260V98L257 99L258 102L263 101ZM133 101L131 100V102H133ZM182 101H183V100H182ZM195 101H197V100H195ZM210 101H211V100H210ZM100 102H101V101H100ZM183 102L186 103L185 101H183ZM193 102H194V101H193ZM123 103H124V102H123ZM123 103H121V104H119V105H121V107H122ZM162 103H163V101H162ZM184 103H182V104H184ZM237 103H238V102H237ZM164 104H165V103H164ZM172 104H173V103H172ZM174 104H175V103H174ZM174 104H173V106H174ZM99 105H100V104H98V106H99ZM115 105H118V104L115 103ZM231 105H232V104H231ZM251 105H250L249 107H251ZM98 106L96 105V107H97L96 111L99 109ZM105 106H106L108 109H109V107H111L110 105L107 106V104H105ZM138 106H139V105H138ZM138 106H137V107H138ZM144 106H146V105H144ZM144 106H143V107H144ZM151 106H152V105H151ZM173 106H172V107H173ZM175 106H178V105H175ZM226 106H225V107H226ZM229 106H230V105H229ZM254 106H255V108H256V105H254ZM254 106H253V107H254ZM87 107H88V105H87ZM103 107H104V106H103ZM112 107H114V106H112ZM121 107H120V109H121ZM179 107H180V105H179ZM232 107H234V106H232ZM246 107H247V106H246ZM258 107H259V106H258ZM258 107H257V108H258ZM145 108H146V107H145ZM147 108H148V106H147ZM147 108H146V109H147ZM150 108H151V107L149 106V110H153V108H152V109H150ZM228 108H229V107H228ZM239 108H240V107L238 106L237 109H239ZM262 108H264V103H260V109H262ZM102 109H103V108H101V109H99V110L103 112ZM110 109H111V108H110ZM115 109H119V107H118V108H113V109H112L113 111H112L111 113L115 112V111H114ZM120 109L117 110L118 112L116 111L117 114L120 112ZM140 109H141V113H142V110H143V109H142V108H140ZM140 109H139V111H140ZM154 109H156V108H154ZM181 109H182V108H181ZM232 109H233V108H232ZM253 109H254V108H253ZM122 110H123V107H122ZM147 110H148V109H147ZM147 110H146V111H147ZM235 110H236V109H235ZM249 110H250V109H249ZM249 110H248V111H249ZM251 110H252V108H251ZM263 110H264V109H263ZM263 110H261V112H262ZM106 111H107V110H106ZM146 111H145V109L143 110L144 115L146 114V113H145ZM171 111H172V113H173V110H171ZM178 111H180V110H178ZM184 111H185V110H184ZM102 112H100V113H102ZM116 112H115V114H116ZM155 112H158V110L156 109ZM180 112H183V111H180ZM232 112H233V111H232ZM246 112H247V111H246ZM255 112H256V111H255ZM263 112H264V111H263ZM96 113H97V112H96ZM107 113H108V111H107ZM121 113L124 114L125 111H123V112H121ZM121 113H119V114H121ZM139 113H140V112H139ZM141 113H140V114H141ZM147 113H148V112H147ZM159 113H160V112H159ZM161 113H162V112H161ZM178 113H179V112H178ZM178 113H177V114H178ZM237 113L240 114V112H237ZM237 113L235 112L234 114H237ZM242 113H243V112H242ZM242 113H241V114H242ZM253 113H254V111H253ZM149 114H150V112H149ZM154 114L156 115V113H154ZM163 114H164V113H163ZM168 114H169V113H168ZM229 114H230V113H229ZM244 114H246V113L244 112ZM263 114H264V113H263ZM99 115H100V114H99ZM113 115H114V114H113ZM144 115H140V116H141V119H144V117L149 118V117L152 115V112H151V115H150L149 117H148L147 115H146V116H144ZM157 115H158V114H157ZM157 115H156V116H157ZM159 115H162V114H159ZM159 115H158V116H159ZM251 115H252V114H251ZM260 115H261V114H260ZM115 116H116V115H115ZM117 116H119V115H117ZM137 116H139V115H137ZM153 116H154V115H153ZM162 116H163V115H162ZM165 116H166V115H165ZM170 116H171V115H170ZM174 116H175V115H174ZM236 116H237V115H236ZM239 116H240V115H239ZM239 116H238V117H239ZM241 116H242V115H241ZM245 116H246V115H245ZM249 116H250V113H249ZM252 116H253V115H252ZM261 116H262V115H261ZM142 117H143V118H142ZM159 117H160V116H159ZM167 117H169V116H167ZM167 117H166V118H167ZM238 117H237V118H238ZM147 118H145V119L147 120ZM151 118L153 119L154 117H151ZM156 118H157V117H156ZM156 118H155V120L157 121ZM163 118H164V116H163ZM240 118H244V117H240ZM251 118H253V117H251ZM259 118H260V117H259ZM259 118L257 117L256 119L259 121ZM161 119H162V118H161ZM161 119L159 118V120H161ZM169 119H170V118H169ZM169 119H167L166 121H168ZM174 119H175V118H174ZM178 119H180V118L178 117ZM234 119H235V118H234ZM247 119H249V118L247 117ZM247 119H246V121H247ZM263 119H264V117H263ZM9 120H10V119H9ZM127 120H128V119H127ZM133 120H134V119H133ZM146 120H145V121H146ZM155 120H154V121H155ZM238 120H239V118H238ZM116 121H117V120H116ZM145 121H144V122H145ZM154 121H153V122H154ZM242 121H243V120H242ZM125 122H126V124H128L127 122H129V121H125ZM139 122H140V121H139ZM144 122H143V123H144ZM146 122H147V121H146ZM146 122H145V123H146ZM153 122H152V123H153ZM162 122H165V119H163ZM259 122H260V121H259ZM145 123H144V124H145ZM249 123H250V122H249ZM147 124H148V123H147ZM147 124H145V125H147ZM157 124H159V123H157ZM169 124H170V123H169ZM189 124H190V122H189ZM191 124H192V123H191ZM254 124H255V123H254ZM118 125L120 126V124H118ZM152 125H154V124H152ZM152 125H148V127H149V128H153V129H155L154 126H153V127H150V126H152ZM162 125H164V124L162 123ZM261 125H264V124H261ZM13 126H14V124H13ZM115 126H116V125H115ZM155 126H157V125H155ZM160 126H161V125H160ZM240 126H241V125H240ZM244 126H245V125H244ZM246 126H247V125H246ZM6 127H7V126H6ZM126 127H128L129 129H132V128L134 129L135 127H137V125H136V124H132V122H131V124H129V125L126 126ZM148 127H145L144 130H148V129H146V128H148ZM168 127H169V126H168ZM168 127H166V128H168ZM170 127H171V126H170ZM249 127H250V126H249ZM252 127H253V126H252ZM156 128H157V127H156ZM166 128H165V129H166ZM237 128H238V127H237ZM242 128H243V126H242ZM247 128H248V126H247ZM254 128H255V127H253V129H254ZM162 129H163V127L161 128V130H162ZM165 129H163V130H165ZM257 129H258V127H257ZM150 130H151V129H150ZM150 130H149V132H150ZM155 130H160V127H159V129H155ZM220 130H221V129H220ZM223 130H224V129H223ZM236 130L238 131V129H235L234 131L236 132ZM248 130H249V129H248ZM133 131H134V130H133ZM153 131H154V130H153ZM153 131H152V132H153ZM218 131H219V130H217V132H218ZM250 131H251V130H250ZM225 132H227V131H225ZM228 132H229V131H228ZM235 132H234V135H235ZM242 132H243V131H242ZM242 132H241V133H242ZM248 132H249V131H247L246 133H248ZM252 132H253V131H252ZM254 132H256V131L254 130ZM257 132H258V131H257ZM0 133H1V132H0ZM215 133H216V132H215ZM220 133H221V131H220ZM230 133H231V131H230ZM230 133H228V134H230ZM258 133H259V132H258ZM9 134H10V133H9ZM15 134H16V133H15ZM20 134H21V133H20ZM129 134H130V133H129ZM132 134H134V133H132ZM138 134H139V133H138ZM140 134H141V133H140ZM142 134H143V133H142ZM144 134H145V133H144ZM218 134H219V133H218ZM218 134H217V137H218ZM238 134H239V133H238ZM252 134H253V133H252ZM252 134H251V136H253ZM1 135H2V134H1ZM215 135H216V134H215ZM223 135H224V134H223ZM256 135H257V134H256ZM9 136H11V135H9ZM128 136H129V135H128ZM248 136H249V135H248ZM254 136H255V135H254ZM13 137H14V136H13ZM130 137H131V136H129L128 138H130ZM219 137H220V135H219ZM231 137H232V135H231ZM22 138H23V134H22ZM126 138H127V137H126ZM139 138H140V137H138L137 140H138ZM215 138H216V137H215ZM227 138H229V136H228ZM235 138H236V137H235ZM235 138H234V139H235ZM242 138L245 139L244 137H242ZM249 138H251V137H249ZM15 139H16V138H15ZM142 139H145V138L142 137ZM142 139H139L138 142L141 141ZM149 139H150V138H149ZM224 139H225V138H224ZM5 140H6V139H5ZM119 140H122V139L119 138ZM150 140L152 141V139H150ZM150 140H149V141H150ZM215 140H218V139H215ZM226 140H227V139H226ZM229 140H230V139H229ZM235 140H238V139L236 138ZM246 140H248V139H245V142H246ZM123 141H124V140H122V142H123ZM239 141L241 142L242 140H239ZM0 142H2V143L5 145L4 141H3L1 138H0ZM24 142H25V141H24ZM127 142H128L131 146H132V145L135 146L136 143H137L136 140H135V137H133V138L131 137V139H128ZM130 142H133V143H135V144H131ZM155 142H157V141H155ZM215 142H216V141H215ZM219 142H220V141H219ZM253 143H255V142H253ZM123 144H124V142H123ZM129 144H128V145H129ZM137 144L141 145L142 142H141V143L139 142V143H137ZM220 144H221V143H220ZM249 144L251 145V143H249ZM130 145H129V146H130ZM139 145H138V147H139ZM142 145H143V144H142ZM156 145H157V144H156ZM251 146H252V145H251ZM253 146H254V145H253ZM138 147H137V149H138ZM150 147L153 148V146H150ZM255 147H256V146H255ZM255 147H254V148H255ZM131 148H133V147H131ZM134 148H135V147H134ZM140 148H141V147H140ZM140 148H139V149H140ZM151 148H150V150H151ZM31 149H32V147H31ZM147 149L149 150V147H147ZM7 150H8V149H7ZM60 150H61V149H60ZM132 150H133V149H132ZM132 150H131V151H132ZM134 150H135V149H134ZM148 150H146V149L143 148V150H142L143 153H145V156L148 155L149 157H148V159H147L146 161H144V162H140L139 164H138V162L136 163V162H134L133 160L130 161V160L127 158V156L125 155V157L128 159V161L125 159V161H127V162H126V164H125V162H124V165H123V167H124L123 170H124L125 173H126V178H127V179H129V178H134V179H135V183H136L137 185H138V184L141 185V183L143 184L144 182H146V178H147V177L145 176V174H152V173H154V171H155V170L153 171V169H155V168L153 167V169H152V164H151V163L153 162V159H154L155 162L157 161V160L154 158V155L157 154V152H156V153H153V154H150V151L147 152ZM154 150H155V149H154ZM28 151H29V150H28ZM38 151H39V150H38ZM17 152H18V151H17ZM132 152H134V151H132ZM153 152H154V151H153ZM158 152H159V151H158ZM1 153H2V152H1ZM31 153H32V152H31ZM136 153H137V152H136ZM141 153H142V152H141ZM64 154H65V153H64ZM131 154H132V153H131ZM5 155H6V154L4 153V157L8 159V156L6 157ZM15 155H16V154H15ZM129 155H130V154H129ZM132 155H133V154H132ZM140 155H141V154H140ZM142 155H143V154H142ZM152 155H153V158H152ZM159 155H160V154H159ZM155 156H156V155H155ZM156 157H157V156H156ZM29 159H30V158H29ZM41 159H42V158H41ZM62 159H63V158H62ZM138 159H139V157H138ZM73 160H74V159H73ZM73 160H72L71 158L66 159V160H65L66 163L63 164L64 169L66 170L67 174H69V173L72 174V172H73L74 169H75V166H74V162H73ZM8 161H9V160H8ZM135 161H136V160H135ZM132 162H134V164H136V165L134 166V164H133L134 167H133L132 169H131V168H130V170L127 169L128 165H132ZM157 162H158V161H157ZM159 162H160V160H159ZM31 163H32V162H31ZM31 163H29V164H31ZM137 164H138V165H137ZM32 166L35 167L34 165H32ZM153 166H154V163H153ZM157 166H158V165H157ZM31 168H32V167H31ZM10 169H11V167H10ZM161 170H162V168H161ZM161 170H160V171H161ZM37 171H38V170H37ZM152 171H153V172H152ZM13 172H14V171H13ZM39 172H40V171H39ZM46 172H47V171H46ZM53 172H54V171H53ZM151 172H152V173H151ZM144 173H145V174H144ZM14 174H15V173H14ZM46 174H47V173H46ZM155 174H158L157 171H155ZM160 174H161V173H160ZM160 174H159V175H160ZM40 175H41V174H40ZM40 175H38V176L40 177ZM133 175L136 176V178H135ZM157 176H158V175H157ZM79 177H80V176H79ZM74 179H75V177H74ZM48 180H49V179H48ZM72 181H73V180H72ZM44 182H45V181H44ZM73 183H74V182H73ZM28 186H29V184H28ZM30 188H31V187H30ZM31 190H32V189H31ZM51 190H52V192H53V195H54V198H55V200H56V202H57L58 207H60L61 210H63L64 208H69V205H70V204L68 203V198H67V195H66V190H67V189H66V185L63 184V183H62V182L56 177L55 174H52V179H51ZM26 191H27V190H26ZM31 192H32V191H31ZM33 193H34V192H33ZM33 195H34V194H33ZM74 195H75V194H74ZM25 196H26V195H25ZM30 198H31V197H30ZM8 200H9V199H8ZM24 200H25V199H24ZM29 200H30V199H29ZM3 201H4V200H3ZM74 201H75V200H74ZM4 202H5V201H4ZM83 202H84V203H83ZM83 202H82L83 204H86V201H83ZM33 203H34V202H33ZM87 203H88V202H87ZM26 204H28V203H26ZM29 205H30V204H29ZM33 205H34V204H33ZM86 205H87V204H86ZM9 207H10V206H9ZM32 207H33V206H32ZM80 207H81V206H80ZM70 208H73V207L71 206ZM58 209H59V208H58ZM9 210H10V209H9ZM6 216H7V215H5V212H4L3 209L0 207V219H1L2 222H3V220H4V218H5ZM38 216H39V214H38ZM40 216H41V215H40ZM6 219H7V218H6ZM133 219H134V218H133ZM133 219H132V221H131L130 223L133 222ZM94 224H96V221H95V220H94ZM12 226H13V225H12ZM12 226L10 225V223H9V224H6L7 229H9V230H8V233L10 234L11 239H12L13 242L15 243V253H14V255H15V258L17 259L18 264H37V263L31 258V255L29 254V252H28V250H27L26 248H25V251H26V252H25V253L23 252V250H22V249H23V244H21V243L18 244V243H17V239L19 238V235H18V233H17V230L15 231V230L12 228ZM94 229H95V228H94ZM83 237H84V235H83ZM81 242H82V248H83V246H84L85 244H84V241H81ZM86 244H87V243H86ZM96 245H97V247H98V241L96 242ZM86 246H87V245H86ZM84 251H85V248H84ZM87 257H88V256H87ZM91 257H92V256H91ZM92 261H93V260H92ZM88 262H89V261H88ZM91 264H92V263H91Z\"/></svg>", "mask_w": 264, "mask_h": 264}, {"label": "flooded vegetation", "instance_id": "flooded-vegetation-1", "mask_svg": "<svg viewBox=\"0 0 264 264\" xmlns=\"http://www.w3.org/2000/svg\"><path fill=\"white\" fill-rule=\"evenodd\" d=\"M80 206H81V210L82 211H84L85 212V214H87V217H88V219H87V223H85V227H84V229L87 227V229H88V231H89V233L91 232V233H93V227H92V221H91V219H90V214H89V210H88V208H87V205L86 204H83V203H81L80 204ZM67 208H64L63 210L65 211ZM90 227V228H89ZM86 229V230H87ZM17 243L19 244V243H21V244H23V252L25 253L26 251H25V248L28 250V248H27V246H26V244L24 243V242H22V240L20 239V238H18L17 239ZM93 244V243H92ZM28 252H29V250H28ZM30 254V253H29Z\"/></svg>", "mask_w": 264, "mask_h": 264}, {"label": "crops", "instance_id": "crops-1", "mask_svg": "<svg viewBox=\"0 0 264 264\" xmlns=\"http://www.w3.org/2000/svg\"><path fill=\"white\" fill-rule=\"evenodd\" d=\"M4 81H3V79H1V83H3Z\"/></svg>", "mask_w": 264, "mask_h": 264}, {"label": "water", "instance_id": "water-1", "mask_svg": "<svg viewBox=\"0 0 264 264\" xmlns=\"http://www.w3.org/2000/svg\"><path fill=\"white\" fill-rule=\"evenodd\" d=\"M4 221L6 222V217L4 218Z\"/></svg>", "mask_w": 264, "mask_h": 264}]
</instances>
